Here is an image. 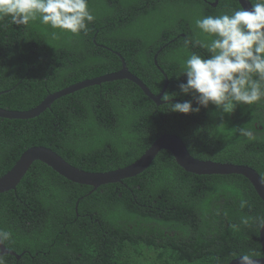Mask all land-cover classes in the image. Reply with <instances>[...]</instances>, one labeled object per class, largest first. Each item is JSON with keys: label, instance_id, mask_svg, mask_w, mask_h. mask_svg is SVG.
I'll return each mask as SVG.
<instances>
[{"label": "trees", "instance_id": "16d2710c", "mask_svg": "<svg viewBox=\"0 0 264 264\" xmlns=\"http://www.w3.org/2000/svg\"><path fill=\"white\" fill-rule=\"evenodd\" d=\"M213 1L88 0L95 19L79 34L39 20L0 19V91L7 90L1 108L27 110L49 93L116 71L115 52L153 94L164 84L157 66L168 80L160 104L121 79L58 97L30 119L0 117V176L31 146L104 172L131 164L157 137L173 134L193 157L250 166L264 182V99L234 102L230 113L212 104L198 113L172 111L186 100L197 106L178 88L188 56L209 55L197 41L212 37L194 21L241 8L235 0ZM241 127L255 139L242 137ZM263 216L245 177L186 172L167 150L139 174L94 190L34 161L14 190L0 193V230L11 233L3 245L19 255L6 254V264H227L233 252L262 255L256 218Z\"/></svg>", "mask_w": 264, "mask_h": 264}, {"label": "clouds", "instance_id": "9594fccd", "mask_svg": "<svg viewBox=\"0 0 264 264\" xmlns=\"http://www.w3.org/2000/svg\"><path fill=\"white\" fill-rule=\"evenodd\" d=\"M10 17L15 25L32 21L53 29L79 34L87 30V23L95 17L88 8V0H0V19ZM196 29L212 37L197 41L206 49L207 57L192 53L182 65L186 82L178 84L179 92L191 95L192 100L173 103L172 111L198 113L209 104L230 113L233 103L255 104L264 99V0H257L250 9L244 7L231 15L205 16L194 21ZM189 42L185 41L187 46ZM179 78V77H178ZM239 134L255 139L251 130L238 129ZM241 201V207L245 206ZM247 224L248 220L243 219ZM259 229L264 228V217L256 218ZM9 231L0 230V245L10 240ZM7 250L0 248V264H6ZM238 264H260L264 255L254 251L231 253ZM230 260V261H231Z\"/></svg>", "mask_w": 264, "mask_h": 264}, {"label": "water", "instance_id": "95a60500", "mask_svg": "<svg viewBox=\"0 0 264 264\" xmlns=\"http://www.w3.org/2000/svg\"><path fill=\"white\" fill-rule=\"evenodd\" d=\"M242 8L250 9L252 4L250 0H235ZM212 6H216L217 0L210 3ZM162 48H159L154 54V64L156 65V56ZM121 61L120 69L112 71L91 79H86L65 88H62L56 92L49 93L45 98L40 101L36 106L23 110H8L0 107V117L7 119H30L40 114L45 109L49 108L51 103L63 95L72 93L88 85L99 84L105 81L127 79L135 83L141 91L156 104L166 102L167 100H161L162 94L166 89L168 80L166 74L157 66L158 70L164 77V84L161 91L158 94H153L144 82L136 75L131 73L126 67L124 58L120 53L115 52ZM0 91V94L6 92ZM159 150H167L174 158L175 162L182 167L186 172L204 175V174H238L245 177L253 186L258 197L261 199L264 207V182L261 176L250 166L243 164H232L226 162H216L211 160H202L193 157L187 150L185 144L181 138L173 134H163L157 137L150 146L142 153V155L129 165L122 168H117L104 172H89L75 167L66 162L60 155L53 150L43 146H31L24 150L13 163L11 168L0 176V193L14 190L19 183L23 175L26 173L30 165L34 161H40L59 175L66 179L85 184L92 187V190L97 187L109 183L120 182L124 178L132 177L139 174L141 171L147 168L152 159L159 152ZM264 217V216H263ZM259 242L261 246L262 255H264V228L259 229ZM4 248V245H0V248ZM7 250V254L19 257L15 252ZM227 264H238V260L234 259ZM260 264H264V260L260 261Z\"/></svg>", "mask_w": 264, "mask_h": 264}]
</instances>
